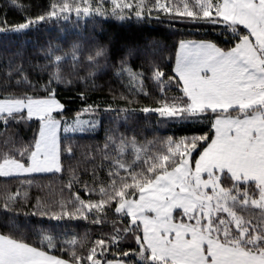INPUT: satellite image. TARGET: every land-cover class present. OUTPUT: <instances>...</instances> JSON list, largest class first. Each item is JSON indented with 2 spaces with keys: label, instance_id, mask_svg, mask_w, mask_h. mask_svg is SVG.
<instances>
[{
  "label": "snow or ice",
  "instance_id": "1",
  "mask_svg": "<svg viewBox=\"0 0 264 264\" xmlns=\"http://www.w3.org/2000/svg\"><path fill=\"white\" fill-rule=\"evenodd\" d=\"M110 19L178 39L149 37L134 67L94 35ZM68 24L66 47L0 60V264H264V0H6L0 36ZM105 76L127 91L94 100Z\"/></svg>",
  "mask_w": 264,
  "mask_h": 264
},
{
  "label": "trees",
  "instance_id": "2",
  "mask_svg": "<svg viewBox=\"0 0 264 264\" xmlns=\"http://www.w3.org/2000/svg\"><path fill=\"white\" fill-rule=\"evenodd\" d=\"M5 2L6 0H0V17L3 16ZM19 2L27 5L30 3H45L46 0H19ZM33 11H35V9H33ZM16 18V13L14 11H10L8 19L13 20ZM64 27L67 29L66 32H61L59 28L50 26L49 28L42 29L39 32H29L25 36H0V60H3V58L9 55L11 53V50H14L17 46L23 47L25 52L28 54H31L34 49L38 48L40 45L47 44L49 40L59 42L66 47L68 41L74 38L76 30L71 24L65 25ZM87 31L88 33L92 32L91 23H89ZM94 35L100 43L108 45L110 53L113 54L115 56V59L117 60L121 55L126 54L129 49H133L134 54L130 59L134 67L142 62V58L144 56V45L149 37H158L161 44H165L169 47L175 39H178V37H174L170 31L166 30V25L161 26L152 24L144 25L141 27L135 24V22H117L111 19L102 22V25H98L95 29ZM97 84L102 86V91H97L92 94L94 100L111 99L109 89H113L117 97H119L122 92L127 91V88L123 86L122 82L114 77L109 78L105 76L99 78L97 80ZM63 97L66 102V107L71 110L69 115L74 114L75 110L79 107V101L75 98L76 93L72 91H66L63 93ZM145 103H147V101L142 100L141 104L138 106L142 107ZM101 106L103 107V105ZM113 106H115V104ZM84 118L87 119V116H85ZM155 122V116L142 117L140 127L137 128L138 134H146L149 138H151L154 134L153 127L155 126ZM108 124L109 121L105 117L104 125L99 126L95 133H78L76 135L75 139L79 145L76 153L77 159L81 157L86 149L95 147L97 144H100L101 146L103 145L105 138V127H107ZM144 125L147 126L145 127ZM121 130H123V128ZM2 131L3 129L0 128V132ZM156 132L160 135H171L173 133H175L176 135H180L182 134V128L179 125H161L156 128ZM98 162L99 161H97V163ZM37 179L42 180L44 183H47L50 178L44 176L37 177ZM32 191L35 194L36 189L34 188ZM78 223L81 231H83L84 228H92L94 233H98L100 231L99 228H95L92 225L85 224L82 221ZM95 238L96 237L93 236V239Z\"/></svg>",
  "mask_w": 264,
  "mask_h": 264
},
{
  "label": "rangeland",
  "instance_id": "3",
  "mask_svg": "<svg viewBox=\"0 0 264 264\" xmlns=\"http://www.w3.org/2000/svg\"><path fill=\"white\" fill-rule=\"evenodd\" d=\"M86 119V118H85Z\"/></svg>",
  "mask_w": 264,
  "mask_h": 264
}]
</instances>
